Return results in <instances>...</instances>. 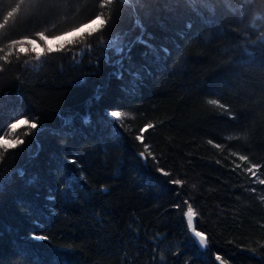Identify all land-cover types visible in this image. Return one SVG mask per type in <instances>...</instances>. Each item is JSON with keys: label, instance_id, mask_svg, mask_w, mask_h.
<instances>
[{"label": "trees", "instance_id": "obj_1", "mask_svg": "<svg viewBox=\"0 0 264 264\" xmlns=\"http://www.w3.org/2000/svg\"><path fill=\"white\" fill-rule=\"evenodd\" d=\"M0 137V264H264V0H0Z\"/></svg>", "mask_w": 264, "mask_h": 264}, {"label": "snow or ice", "instance_id": "obj_2", "mask_svg": "<svg viewBox=\"0 0 264 264\" xmlns=\"http://www.w3.org/2000/svg\"><path fill=\"white\" fill-rule=\"evenodd\" d=\"M9 15H11V13H9ZM96 21H99L101 24H104L105 21L100 17V16H97L96 17ZM96 21H93V23H95ZM41 38L43 39V36L41 35ZM25 43H34L33 41H25V40H20V41H14V45H24ZM23 47H21V51H23ZM39 56V54H37ZM210 104H216L217 101L216 100H210L209 101ZM111 115L114 117V118H119L120 117V112H113L111 113ZM26 121L25 120H17L16 123H11L9 125V128L11 130H15L18 126V124H25ZM30 127L32 128H35L36 127V124L33 123L30 125ZM136 139L137 140H141V136H136ZM17 143V141H5L3 137H0V146H3V147H8L9 145H12V144H15ZM241 159H245V157H241ZM166 174V173H165ZM175 183H179V181H175ZM262 184H264V180L261 181ZM186 215L188 216V224L189 226H192V209L191 207H189V210L188 212L186 213ZM195 236L199 239V244L201 246H204L206 244V240H205V237L201 234V232L199 231H196L195 232ZM37 239H40V240H43L45 239L44 236H38L36 237ZM217 260H220L221 257L220 256H217L216 257ZM52 264H56V261L53 260Z\"/></svg>", "mask_w": 264, "mask_h": 264}, {"label": "rangeland", "instance_id": "obj_3", "mask_svg": "<svg viewBox=\"0 0 264 264\" xmlns=\"http://www.w3.org/2000/svg\"><path fill=\"white\" fill-rule=\"evenodd\" d=\"M95 23H97V22H95ZM95 23H94V24H95ZM94 24H92V25H94ZM92 25H89V26H87L86 28H91ZM47 43H48L49 46H51L50 41H47ZM251 170H252V171L254 172V174H255V170H254V168H252ZM188 219H189V218H188ZM192 221H193V216H192ZM188 227H189V231L191 232L192 236H194L197 240H199V239L195 236V232H196V231L194 230L193 223H192V226H189V224H188Z\"/></svg>", "mask_w": 264, "mask_h": 264}]
</instances>
